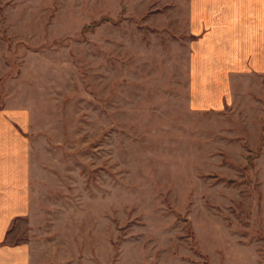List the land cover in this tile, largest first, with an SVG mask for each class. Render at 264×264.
I'll list each match as a JSON object with an SVG mask.
<instances>
[{
    "label": "rangeland",
    "instance_id": "1",
    "mask_svg": "<svg viewBox=\"0 0 264 264\" xmlns=\"http://www.w3.org/2000/svg\"><path fill=\"white\" fill-rule=\"evenodd\" d=\"M257 10L0 0V112L33 177L6 243L26 264H264V76L242 73L264 59ZM215 56L236 74L208 70Z\"/></svg>",
    "mask_w": 264,
    "mask_h": 264
},
{
    "label": "crops",
    "instance_id": "2",
    "mask_svg": "<svg viewBox=\"0 0 264 264\" xmlns=\"http://www.w3.org/2000/svg\"><path fill=\"white\" fill-rule=\"evenodd\" d=\"M205 11L208 10L206 6ZM257 11L259 13H257ZM257 16L262 15L264 18V10H257ZM212 19L217 20V16L221 15L215 10L210 11ZM249 16V14H248ZM242 19V18H241ZM241 19H234L235 24H239L241 30H237V36L233 39L237 43H242L243 39H246L249 34L245 30L249 29V25H241ZM214 21H207V35L204 40L213 38L211 34L212 29L216 24ZM248 23L247 18L244 20ZM257 38L261 41L260 37L264 35V25L258 26ZM210 41V40H209ZM217 41V40H216ZM206 42V41H204ZM211 42V41H210ZM219 43V41L217 42ZM246 47V44H244ZM258 55L264 56V49L254 52ZM257 57H249L244 59V68L242 69L243 74L257 75L261 74L264 76V59L261 63H258ZM230 63H228L226 60ZM224 61L218 62L216 56L209 59L210 65L207 67L208 70L213 69L215 73L217 66L222 67L226 71H230L232 75H235L237 69L233 67V61L227 58ZM205 70V66H202L199 70ZM0 112V264H26V259L29 257L30 251L25 245H17L11 247L6 240L8 239V231L10 225L16 220L26 215L28 209L31 207V190H32V173L31 163H28L27 155H24L28 149V138L26 137L24 130L20 128L16 122H12L7 116ZM4 117V119H3ZM17 121V120H16ZM264 137V134H263ZM250 150L251 147H248ZM27 264H29L27 262Z\"/></svg>",
    "mask_w": 264,
    "mask_h": 264
}]
</instances>
